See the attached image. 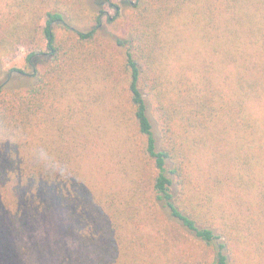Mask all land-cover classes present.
Segmentation results:
<instances>
[{
  "label": "trees",
  "instance_id": "obj_1",
  "mask_svg": "<svg viewBox=\"0 0 264 264\" xmlns=\"http://www.w3.org/2000/svg\"><path fill=\"white\" fill-rule=\"evenodd\" d=\"M10 1L1 50L47 53L0 83V264L56 210L60 264H264V0H137L115 40L90 0Z\"/></svg>",
  "mask_w": 264,
  "mask_h": 264
},
{
  "label": "rangeland",
  "instance_id": "obj_2",
  "mask_svg": "<svg viewBox=\"0 0 264 264\" xmlns=\"http://www.w3.org/2000/svg\"><path fill=\"white\" fill-rule=\"evenodd\" d=\"M137 0H90V4L95 6L97 10H104L102 17V29L100 33L108 39L125 38L127 29L130 23L128 9L134 5ZM11 1L0 0V23L10 12ZM181 24V27H180ZM185 21L175 23L173 36L177 33L183 38L179 47H183L186 51H195L199 45V40L195 39L192 30H187L184 27ZM184 26V27H183ZM176 38V37H175ZM47 53L46 45L41 44L38 48L28 42H23L17 45L12 52L3 51L0 48V83L7 80L9 75H13V70H22L27 73L32 72V67L28 62V56L32 52ZM39 62H44L46 54L39 55ZM178 65L179 63H175ZM251 111L257 120L264 121V104H254ZM261 122V123H262ZM65 225V216L60 210L54 211L48 218L42 220L32 232V242H40L45 245L46 258L39 251L35 252L34 256L24 257L21 264H60L53 257L54 249L72 248L74 241L61 232V228ZM55 253V252H54ZM68 264V263H65Z\"/></svg>",
  "mask_w": 264,
  "mask_h": 264
}]
</instances>
